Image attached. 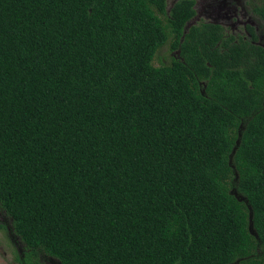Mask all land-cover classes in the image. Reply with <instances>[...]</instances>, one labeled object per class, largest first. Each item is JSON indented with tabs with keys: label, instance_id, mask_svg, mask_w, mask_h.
I'll list each match as a JSON object with an SVG mask.
<instances>
[{
	"label": "trees",
	"instance_id": "1",
	"mask_svg": "<svg viewBox=\"0 0 264 264\" xmlns=\"http://www.w3.org/2000/svg\"><path fill=\"white\" fill-rule=\"evenodd\" d=\"M194 5L0 0V204L30 260L264 264V48L185 32Z\"/></svg>",
	"mask_w": 264,
	"mask_h": 264
},
{
	"label": "flooded vegetation",
	"instance_id": "2",
	"mask_svg": "<svg viewBox=\"0 0 264 264\" xmlns=\"http://www.w3.org/2000/svg\"><path fill=\"white\" fill-rule=\"evenodd\" d=\"M177 1L171 0L167 9L170 10ZM262 7L264 0H195L196 13L192 19L201 22L211 19L203 22L220 24L226 37L233 36L235 41L243 38L264 48ZM163 59L166 60V56ZM30 251L31 247L15 231L12 217L0 204V252L11 260V264H45L43 259L50 264H62L59 259L39 249L30 260Z\"/></svg>",
	"mask_w": 264,
	"mask_h": 264
},
{
	"label": "rangeland",
	"instance_id": "3",
	"mask_svg": "<svg viewBox=\"0 0 264 264\" xmlns=\"http://www.w3.org/2000/svg\"><path fill=\"white\" fill-rule=\"evenodd\" d=\"M171 5V0H167V8H169ZM203 21H211V19H203ZM202 21V22H203ZM201 20L193 19L192 25L200 23ZM261 23V22H260ZM261 24L264 25L262 22ZM176 50L172 48V41L169 40L167 43H165L162 47L159 48L157 51L153 63L155 65H161L163 63H169L171 59L176 55ZM163 56H166V60L163 59ZM45 264H50L47 260H42ZM0 264H11V260L7 257L3 256L0 252Z\"/></svg>",
	"mask_w": 264,
	"mask_h": 264
},
{
	"label": "water",
	"instance_id": "4",
	"mask_svg": "<svg viewBox=\"0 0 264 264\" xmlns=\"http://www.w3.org/2000/svg\"><path fill=\"white\" fill-rule=\"evenodd\" d=\"M192 21L193 19H191L187 24H186V28H185V32L189 29L190 26H192ZM250 231L253 233V234H257V232L254 230V222H253V211L251 210V207H250Z\"/></svg>",
	"mask_w": 264,
	"mask_h": 264
}]
</instances>
